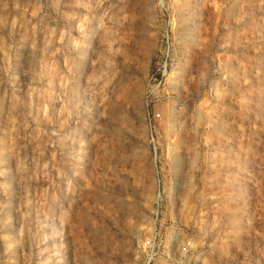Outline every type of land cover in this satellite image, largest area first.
Wrapping results in <instances>:
<instances>
[{
  "label": "rangeland",
  "instance_id": "obj_1",
  "mask_svg": "<svg viewBox=\"0 0 264 264\" xmlns=\"http://www.w3.org/2000/svg\"><path fill=\"white\" fill-rule=\"evenodd\" d=\"M0 264H264V0H0Z\"/></svg>",
  "mask_w": 264,
  "mask_h": 264
}]
</instances>
